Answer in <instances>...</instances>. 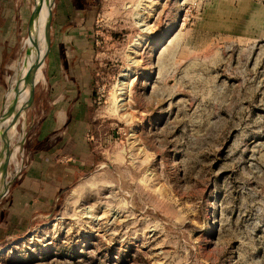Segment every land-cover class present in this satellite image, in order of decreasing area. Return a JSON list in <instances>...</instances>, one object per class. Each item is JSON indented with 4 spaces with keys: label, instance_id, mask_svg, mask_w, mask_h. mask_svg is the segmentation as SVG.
<instances>
[{
    "label": "rangeland",
    "instance_id": "obj_1",
    "mask_svg": "<svg viewBox=\"0 0 264 264\" xmlns=\"http://www.w3.org/2000/svg\"><path fill=\"white\" fill-rule=\"evenodd\" d=\"M59 1L7 186L48 107ZM94 2L90 160L52 210L10 218L0 264H264V0Z\"/></svg>",
    "mask_w": 264,
    "mask_h": 264
},
{
    "label": "crops",
    "instance_id": "obj_2",
    "mask_svg": "<svg viewBox=\"0 0 264 264\" xmlns=\"http://www.w3.org/2000/svg\"><path fill=\"white\" fill-rule=\"evenodd\" d=\"M94 1L60 0L58 3L55 45L51 47L47 74L42 78L46 79L49 89L48 107L34 141L27 148L23 146L22 161L16 174L8 180V186L5 182L9 174H2L0 240L11 228V217L18 224L26 214L34 219L41 216L42 210H52L90 160L86 129L91 118L95 68L90 59L94 52L89 45L90 32L81 24L89 21ZM33 7L31 0H0V116L11 102L7 92L10 82L14 86L18 77L21 43ZM38 95L36 91L34 101ZM8 118L0 123V140L1 127L6 126ZM3 160L0 157V163Z\"/></svg>",
    "mask_w": 264,
    "mask_h": 264
},
{
    "label": "water",
    "instance_id": "obj_3",
    "mask_svg": "<svg viewBox=\"0 0 264 264\" xmlns=\"http://www.w3.org/2000/svg\"><path fill=\"white\" fill-rule=\"evenodd\" d=\"M41 1L42 0H37L36 4L32 10V13H31V16L29 19L30 25L33 23L34 16H35L36 12L39 10ZM51 25H52V14L50 13L49 30L47 32V38L49 40V43H50ZM39 67H40L39 63L35 61L32 68H30L27 71V73L24 77L25 82L30 84V91H29L28 99L26 100V102L21 104L19 106V108L16 109L17 108V100H18L17 96H18V92H19V83H20V79H17L16 83L13 86L14 91L16 92V96L12 99L9 106L4 110V112L0 116V123H1L10 114V112H15V116H14L12 122L3 128V136H2L3 147H2V151L0 152V157L3 156L4 160L1 162L0 170H3L5 173L7 171V166H8L9 160H10V156L12 154V149L10 148V145H9V135H8L9 129L11 128L12 125L14 127L16 126L17 120L19 119V117L28 108V106H30L34 101L36 86L38 84L37 72L39 70ZM1 197H2V194H0V198Z\"/></svg>",
    "mask_w": 264,
    "mask_h": 264
},
{
    "label": "bare ground",
    "instance_id": "obj_4",
    "mask_svg": "<svg viewBox=\"0 0 264 264\" xmlns=\"http://www.w3.org/2000/svg\"><path fill=\"white\" fill-rule=\"evenodd\" d=\"M51 3H52V0H42L41 3H40L39 10L36 12V14L34 16V20H33V23L31 25V31H30L31 43H30V47L28 49H26V53L29 56H32V57H31V59H28L27 62L25 63L24 77H25L27 71L30 68H32V66L34 65L35 61L38 62L39 65L42 64V62H40V60H41V53H42V49H43V42H44V46H46V49H47V46L49 44V40L47 38V32L49 30V17H50V6H51ZM44 38H45V40H44ZM42 61H43V59H42ZM20 68L22 69L24 67H20ZM21 69H19L18 74H19ZM38 72L39 73L41 72V67H39ZM24 77H23L22 84H21V90L24 89V86L26 88L27 84L30 87V84L25 82ZM15 80H17V79H15ZM24 91H25V89L23 90L22 93H20V97L21 98H20V101H19V106L22 104V96L24 94ZM15 96H16V92L13 90V87H12V89H10V92L8 94L9 102L12 101V99ZM13 113L14 112H10V114L8 115L9 118H8V121H7L6 125H8V124H10L12 122V120H13V118L15 116V114L13 116ZM14 129H15V127L12 125L11 128L9 129V131L13 130V132H14L15 131ZM2 136H3V134H2ZM15 146L16 145H14V147ZM16 149H17V147H16Z\"/></svg>",
    "mask_w": 264,
    "mask_h": 264
}]
</instances>
